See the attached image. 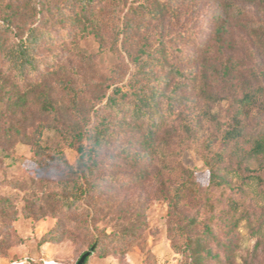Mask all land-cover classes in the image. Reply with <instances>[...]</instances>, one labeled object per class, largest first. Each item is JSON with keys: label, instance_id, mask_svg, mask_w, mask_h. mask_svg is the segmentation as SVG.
<instances>
[{"label": "rangeland", "instance_id": "rangeland-1", "mask_svg": "<svg viewBox=\"0 0 264 264\" xmlns=\"http://www.w3.org/2000/svg\"><path fill=\"white\" fill-rule=\"evenodd\" d=\"M233 1L244 12H231L228 17L225 53L237 70L230 83H212L214 90L221 94L218 101L207 106L213 118L202 117L201 109L206 110L203 102L190 106L185 114L190 111L189 118L196 116L195 120H198L193 133L195 137L184 130L181 118H172L160 134L161 141L167 138L171 142L162 144L147 179H132L133 170L122 161L117 172L130 184L110 183L115 187L117 200L110 214L103 218L104 214L98 225L108 230L134 225L131 231L134 235L122 243L104 240L110 249L119 251L99 255L92 248V229L83 222L81 215L72 211L64 217L55 211L57 203L52 192L59 186L58 179L49 173H39L31 144L39 122L52 121L50 116L41 113L36 103L35 95L43 87H23L22 91L29 93L28 100L13 114L7 106V95H4L6 75L0 74V264H11L25 258L33 264H42L44 260L77 264L85 252H90L86 264H183V255L172 246L173 218L193 235L208 238V245L219 258L210 259L205 264H264V166L260 157L250 153L252 137L264 129V107L261 103L251 109H242L240 118L247 125L243 137L234 141L223 139L224 131L233 125V116L239 111L238 99L250 86L260 84L252 73L264 72V3ZM216 6V0H197L181 9L179 26L172 18L167 17L163 22L167 30H183L192 35H187V40L195 42L186 46L180 61L189 66L206 65L210 81H213L211 72L216 59H224L221 54L216 56L218 46L207 49L201 56L194 52L198 42L206 41L210 36ZM105 7L106 3L102 2L101 8ZM98 18L97 28L102 29V15ZM84 28L83 25L70 26L65 42L50 44L43 49V56L58 54L59 60L57 66L49 65L51 71L43 83L60 104L65 102L66 94L55 87L56 78L72 79L78 86H84L86 94L81 113L89 115L94 98L102 92L103 87L99 90L98 86L108 81L113 67L122 57L113 50L107 32L106 41L101 42L90 32L92 27ZM198 76L202 80L203 75L200 73ZM62 112L64 118H76L68 110ZM209 138L214 142L207 146ZM42 142L64 149L68 160L75 163L78 153L56 129H45ZM219 154L224 160L219 159ZM175 162H181L192 170L193 176L189 177L186 196L177 213L171 215L163 190L178 176ZM216 164L222 173L227 174L230 185L211 183V167ZM61 220L63 230L67 232H64L63 239L46 241ZM175 241L182 242L179 238Z\"/></svg>", "mask_w": 264, "mask_h": 264}, {"label": "trees", "instance_id": "trees-1", "mask_svg": "<svg viewBox=\"0 0 264 264\" xmlns=\"http://www.w3.org/2000/svg\"><path fill=\"white\" fill-rule=\"evenodd\" d=\"M194 1L197 0H0V74L6 75L4 95L8 98V109L15 114L17 108L24 107L29 93L23 92V87H43L35 95L36 103L41 113L50 116L52 121L41 120L33 133L32 152L38 171L58 179L59 186L52 192L57 203L55 211L64 217L72 211L78 212L92 229V248L99 255L119 251L110 249L104 240L120 244L134 235L131 232L134 225L120 230H108L98 225L104 214L103 218L110 214L117 200L115 187L110 183L130 184L118 174L119 164L123 161L133 170L132 179L135 181L146 180L162 144L171 142L160 138L170 120L181 118L184 130L195 137L193 133L198 120H195L196 116L190 119L188 113L191 112L185 114V111L203 102L206 110L201 109L202 117L212 119L207 106L221 98L212 83H230L234 79L237 67L225 53L228 17L231 12H244L243 8L233 0H216L214 27L206 41L198 42L194 52L201 56L207 49L218 46L216 56L221 54L224 59L217 57L211 72L213 81H210L206 65L189 66L180 61L186 46L195 42L187 40L191 34L183 30H167L163 24L168 17L179 26V12ZM248 1L264 3V0ZM102 2L107 8H101ZM98 15H102V29L97 28ZM72 25H83L84 29L92 27L90 32L101 42L106 41L107 32L113 50L122 57L113 67L108 81L98 86L99 90L102 87L104 90L102 88L94 98L89 115L81 113L86 94L84 86H78L72 79L56 78L55 87L66 94L65 102L60 104L43 83L51 71L49 65L57 66L59 60L58 54L43 56L42 51L50 44L65 42ZM200 73L203 81L198 78ZM252 76L260 84L250 86L238 99L241 108L233 116V125L223 133L225 141L238 140L245 135L247 125L240 118L243 108L251 109L260 103L264 107V72H253ZM64 110L76 118H64ZM45 129H56L76 150L75 163L68 160L64 149L42 142ZM252 140L250 153L260 157L264 166V129ZM213 142L214 139L209 138L207 146ZM218 157L224 160L222 154ZM175 163L178 176L163 190L171 215L177 213L186 196L189 177L193 176V171L181 162ZM217 165L211 167V183L230 185L227 174L222 173ZM105 210L108 212L104 213ZM171 222L172 246L183 255V264H205L210 259L219 258L208 245L207 237L193 235L174 218ZM63 225V220L58 222L46 241L62 240L64 232L67 233ZM175 238L182 242H176Z\"/></svg>", "mask_w": 264, "mask_h": 264}, {"label": "built area", "instance_id": "built-area-1", "mask_svg": "<svg viewBox=\"0 0 264 264\" xmlns=\"http://www.w3.org/2000/svg\"><path fill=\"white\" fill-rule=\"evenodd\" d=\"M11 264H33L32 261H30L28 258L25 259H18L11 262ZM42 264H65L61 262H57L54 260H44Z\"/></svg>", "mask_w": 264, "mask_h": 264}, {"label": "water", "instance_id": "water-1", "mask_svg": "<svg viewBox=\"0 0 264 264\" xmlns=\"http://www.w3.org/2000/svg\"><path fill=\"white\" fill-rule=\"evenodd\" d=\"M90 255V252H86L85 254H83L81 256V258L79 259V261L77 262V264H84L86 258Z\"/></svg>", "mask_w": 264, "mask_h": 264}]
</instances>
